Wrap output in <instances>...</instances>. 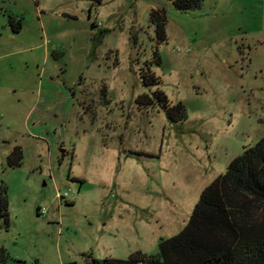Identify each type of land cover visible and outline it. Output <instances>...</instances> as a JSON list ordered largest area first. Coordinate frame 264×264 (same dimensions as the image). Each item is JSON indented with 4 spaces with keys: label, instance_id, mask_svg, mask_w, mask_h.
<instances>
[{
    "label": "rangeland",
    "instance_id": "374dc122",
    "mask_svg": "<svg viewBox=\"0 0 264 264\" xmlns=\"http://www.w3.org/2000/svg\"><path fill=\"white\" fill-rule=\"evenodd\" d=\"M174 1L0 0V247L19 261L7 264L157 255L264 137V0ZM152 10L166 13L163 43ZM147 69L185 121L136 104L157 90Z\"/></svg>",
    "mask_w": 264,
    "mask_h": 264
},
{
    "label": "trees",
    "instance_id": "16d2710c",
    "mask_svg": "<svg viewBox=\"0 0 264 264\" xmlns=\"http://www.w3.org/2000/svg\"><path fill=\"white\" fill-rule=\"evenodd\" d=\"M201 1L175 0L174 7L186 12L198 8ZM149 22L154 27L157 43L165 42V11L152 10ZM155 55V62L159 64L160 58ZM140 78L144 87L157 88L153 99L149 95L138 97L136 104L140 108L157 103L165 109L169 122L186 120L182 105L167 107L158 89V77L147 69L141 71ZM19 153V148L12 153L17 157L16 165L21 159ZM8 208L7 188L1 182L0 221L6 230L9 227ZM84 257L85 264H264V137L232 160L226 173L204 189L187 225L177 235L161 240L157 255L135 252L126 260H98L91 258V254ZM9 262L19 263L0 247V264Z\"/></svg>",
    "mask_w": 264,
    "mask_h": 264
},
{
    "label": "built area",
    "instance_id": "2783aa9c",
    "mask_svg": "<svg viewBox=\"0 0 264 264\" xmlns=\"http://www.w3.org/2000/svg\"><path fill=\"white\" fill-rule=\"evenodd\" d=\"M65 196H66V194L64 195V197H65ZM61 198H63V196H62V197H60V199H61Z\"/></svg>",
    "mask_w": 264,
    "mask_h": 264
}]
</instances>
